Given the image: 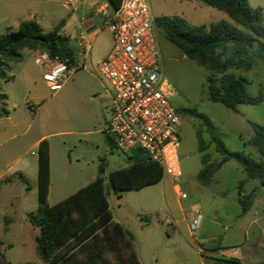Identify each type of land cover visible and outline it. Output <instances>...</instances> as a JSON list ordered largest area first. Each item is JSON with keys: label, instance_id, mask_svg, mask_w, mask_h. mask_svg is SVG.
<instances>
[{"label": "rangeland", "instance_id": "rangeland-1", "mask_svg": "<svg viewBox=\"0 0 264 264\" xmlns=\"http://www.w3.org/2000/svg\"><path fill=\"white\" fill-rule=\"evenodd\" d=\"M248 3L264 13V0ZM148 4L155 18L179 16L193 26L206 28L226 21L237 27L223 11L198 0H148ZM42 26L47 29L45 24ZM108 32L104 29L97 36L90 55L75 53L77 69L58 92L48 90L34 65L33 52L27 49L22 51L20 62L8 63V79L0 80V93L7 95L5 101L0 100V110L4 108L19 118V129L23 132L17 139L10 140L6 135L0 138V239L4 241L0 264H42L31 240L38 230L27 217L37 209V170L31 155L36 149L29 146L38 136H44L49 143L48 205L53 206L90 184L102 164L112 221L132 234L140 264L264 263V185L258 179H246L241 166L230 160L214 174L208 187L200 186L196 175L202 167V155L216 162L221 154L215 151L199 120L178 115L180 182L187 199L178 200L166 178L139 190L115 193L110 188L109 174L128 167L131 160L111 146L104 132L110 119L108 85L93 67L111 48ZM156 41L170 104L175 109H194L205 115L229 151L264 161L250 144L251 124L264 126V58L257 57L252 49L253 65L249 69L228 70L245 79L249 96H261L257 104H238L235 110H230L208 100L205 86L210 72L186 58L158 29ZM70 45L74 47L73 41ZM198 133L206 146L203 153L198 152ZM21 160L29 163L25 169L26 182L16 174ZM248 194L253 198L244 213L239 200L244 202ZM190 208H198L202 214L194 235L183 220ZM89 251H92L89 246H83L73 256L82 258ZM120 252L123 256L128 253L124 247ZM234 256L240 261L234 260ZM104 257L114 262L112 254L107 252ZM229 257L232 260H226Z\"/></svg>", "mask_w": 264, "mask_h": 264}, {"label": "trees", "instance_id": "trees-1", "mask_svg": "<svg viewBox=\"0 0 264 264\" xmlns=\"http://www.w3.org/2000/svg\"><path fill=\"white\" fill-rule=\"evenodd\" d=\"M115 10L121 0H106ZM208 6L223 11L236 25L218 21L204 26H193L179 16H161L155 18L156 27L165 39L179 49L183 55L203 67L210 75L206 82V96L209 101L220 103L235 110L238 104H257L261 96H249L246 92L245 79L228 73L229 69H249L253 65L250 50L264 58V13L261 8L251 7L248 0H198ZM59 26L43 32L34 20L21 22L14 31L0 33V80H7L9 62H20L24 49L45 50L62 59L75 62V50L69 40L59 33ZM0 100L6 95L0 93ZM178 115L199 120L209 134L210 143L221 159L216 162L201 157V169L196 175V182L208 187L214 174L227 161L237 162L246 175V179H258L264 185V161L257 162L241 152L229 151L214 130L209 119L194 109H175ZM7 110L1 108L0 117L6 116ZM253 136L251 146L264 159V126L251 124ZM203 153L206 146L199 133L196 136ZM111 146L112 143L110 141ZM37 154V209L28 213L31 225L38 230L35 236V249L42 264H140L134 250L133 236L119 223L112 221V215L105 196L103 165L98 169L95 179L53 206L47 203L50 184L49 143L42 139L36 148ZM128 167L111 172L108 184L115 192L139 190L162 180L160 166L152 162L147 153L135 150L129 156ZM26 182L21 172L16 173ZM239 196H242L240 193ZM253 195L248 194L244 202L240 199L242 212L250 208ZM3 243L0 241V247ZM83 246H89L84 257L76 258L73 252ZM127 255H121V249ZM114 256V262L104 257L105 253ZM1 256V252H0ZM4 264H10L5 262ZM264 264V263H261Z\"/></svg>", "mask_w": 264, "mask_h": 264}, {"label": "built area", "instance_id": "built-area-1", "mask_svg": "<svg viewBox=\"0 0 264 264\" xmlns=\"http://www.w3.org/2000/svg\"><path fill=\"white\" fill-rule=\"evenodd\" d=\"M104 16L112 44L93 70L107 83L110 119L104 130L113 146L130 156L141 150L157 163L178 200L188 195L181 186L178 156L180 120L168 100V90L156 41V23L148 0H121L117 9ZM91 45L80 44V55H89ZM33 52L34 65L51 92L62 89L77 65L45 50ZM82 67H84L82 65ZM183 220L194 235L202 214L190 208Z\"/></svg>", "mask_w": 264, "mask_h": 264}, {"label": "crops", "instance_id": "crops-1", "mask_svg": "<svg viewBox=\"0 0 264 264\" xmlns=\"http://www.w3.org/2000/svg\"><path fill=\"white\" fill-rule=\"evenodd\" d=\"M101 10L108 15H111L113 11L106 0H0V33H4L7 30L14 31L21 22L27 20L36 21L43 32H48L59 26V32L61 31L64 34L69 43L73 41L74 47L70 46L74 48L75 53L80 54V44L82 42L90 43L92 49V44L97 36L106 29ZM43 24L46 25V30H44ZM7 120L8 123L5 122ZM20 123L19 118L13 117L7 111L6 116L0 117V138L5 135L10 140L22 137L23 132L19 129ZM42 139H44V136L36 137L31 142L29 149H36ZM31 155L34 168L37 170V154L35 152ZM20 162L19 172L25 177V169L29 167V163L22 160ZM181 210L183 211L184 209L181 208ZM7 229L4 228V231H7ZM36 235L34 234L31 238L35 252L36 244L34 239ZM0 241L4 242L1 239ZM11 246L9 244V247ZM233 259L240 261L235 256ZM226 260H232V257L226 258Z\"/></svg>", "mask_w": 264, "mask_h": 264}]
</instances>
